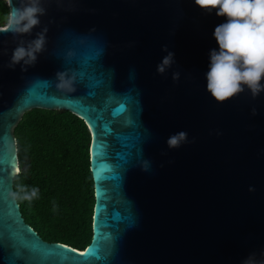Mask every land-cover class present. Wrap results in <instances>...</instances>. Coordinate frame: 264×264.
<instances>
[{"label": "water", "instance_id": "1", "mask_svg": "<svg viewBox=\"0 0 264 264\" xmlns=\"http://www.w3.org/2000/svg\"><path fill=\"white\" fill-rule=\"evenodd\" d=\"M42 3L31 34L0 33V264L264 258V92L253 98L246 88L219 103L206 89L214 30L227 18L195 0ZM45 26L35 65L9 68L19 41ZM164 45L175 63L159 74ZM58 72L74 77V91L58 87ZM33 109L70 111L91 132L93 236L84 250L44 239L9 196L20 167L15 130ZM180 131L188 142L170 148Z\"/></svg>", "mask_w": 264, "mask_h": 264}, {"label": "trees", "instance_id": "2", "mask_svg": "<svg viewBox=\"0 0 264 264\" xmlns=\"http://www.w3.org/2000/svg\"><path fill=\"white\" fill-rule=\"evenodd\" d=\"M8 12L7 0H0V25ZM15 135L21 169L15 189H39L38 198L19 201L26 221L44 239L84 250L93 236L94 209L88 125L70 111L33 109Z\"/></svg>", "mask_w": 264, "mask_h": 264}, {"label": "clouds", "instance_id": "3", "mask_svg": "<svg viewBox=\"0 0 264 264\" xmlns=\"http://www.w3.org/2000/svg\"><path fill=\"white\" fill-rule=\"evenodd\" d=\"M9 12L5 23L0 25V33H12L14 36L31 34L41 24L40 17L46 15L47 9L42 0H7ZM195 4L206 12L216 10L218 16L226 17V22L215 27L214 37L219 45L210 50L209 70L205 73L206 89L219 103L238 96L247 88L253 98L264 92V0H195ZM45 26L36 33V38L25 41L21 39L13 50L8 67L14 69L21 65L22 71L34 66L38 54L42 53L46 44ZM167 53L157 65V72L164 74L175 63V53L163 46ZM58 87L74 91V77L65 78L66 73L58 72ZM180 72L173 73V80L178 81ZM252 114H256L253 107ZM188 142V134L180 131L171 135L167 144L170 148H179ZM11 150V149H10ZM21 174L19 166L15 176ZM254 191V188H250ZM39 189H29L26 185H18L9 192L15 201L31 202L38 198ZM242 264H264V258L257 259L250 254Z\"/></svg>", "mask_w": 264, "mask_h": 264}]
</instances>
